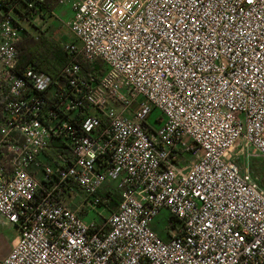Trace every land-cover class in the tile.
Instances as JSON below:
<instances>
[{"label":"built area","instance_id":"obj_1","mask_svg":"<svg viewBox=\"0 0 264 264\" xmlns=\"http://www.w3.org/2000/svg\"><path fill=\"white\" fill-rule=\"evenodd\" d=\"M1 2L0 216L17 238L0 264H264L248 172L264 159V0H73L55 77L16 69L25 29Z\"/></svg>","mask_w":264,"mask_h":264},{"label":"trees","instance_id":"obj_2","mask_svg":"<svg viewBox=\"0 0 264 264\" xmlns=\"http://www.w3.org/2000/svg\"><path fill=\"white\" fill-rule=\"evenodd\" d=\"M56 2L57 0H11V4H14L12 7L13 13L19 19H25L26 21H29L35 15L49 14ZM1 3L0 0V8L3 7ZM17 47L19 58L16 69L18 71L30 65L50 77H55L67 61L61 43L52 38L47 31H39L36 35H32L24 30ZM84 69L99 75L104 71L100 61L84 65ZM57 153H63L61 146L58 142H52L46 154L52 156ZM117 202V193L112 194L110 203L107 206L108 211H112Z\"/></svg>","mask_w":264,"mask_h":264},{"label":"rangeland","instance_id":"obj_3","mask_svg":"<svg viewBox=\"0 0 264 264\" xmlns=\"http://www.w3.org/2000/svg\"><path fill=\"white\" fill-rule=\"evenodd\" d=\"M40 14V13H39ZM10 17L14 21H18L21 27H23L26 32L32 35H36L39 31H47L49 35L54 38L55 40L59 41L60 43L66 40H75L74 35L67 29L65 26L55 25V19L48 13H45L42 16L35 15L28 21H21L17 18L14 13L10 14ZM55 22V23H54ZM55 25V26H54ZM161 116L160 111L153 109L150 115L147 118V123L149 125L154 126L157 128L160 124L156 123V119ZM185 157L188 159L190 158L189 154H186ZM239 159H243L239 157ZM244 160V159H243ZM248 172L253 176L254 179L257 180L260 187L264 190V159L260 157H252L248 162ZM37 179H40V174L37 175ZM112 187L116 188V182L111 183ZM113 194H116L113 191ZM78 201V199H77ZM103 208L97 207L96 211L91 210L84 216L85 221H99L100 217L97 215V211H102ZM107 213L106 211L104 212ZM170 219V214L167 210H162L152 221L151 229L161 238L168 239L170 236L169 228L177 227L178 223L173 219L170 224H168ZM8 233L5 231L4 228L0 227V253H3L5 248L7 247L9 240H8Z\"/></svg>","mask_w":264,"mask_h":264},{"label":"crops","instance_id":"obj_4","mask_svg":"<svg viewBox=\"0 0 264 264\" xmlns=\"http://www.w3.org/2000/svg\"><path fill=\"white\" fill-rule=\"evenodd\" d=\"M60 0H57L55 5L53 6L52 10L49 12V14L55 19V25L59 27V25L64 26L65 22L70 19L71 17V2L73 0H68L67 2H59ZM54 25V26H55ZM0 227L4 228L5 231L8 233V240L9 243L7 247L5 248L3 253H0V259L4 258L8 252L10 251L12 247V243L17 238V230L13 225L8 224L2 217L0 216Z\"/></svg>","mask_w":264,"mask_h":264}]
</instances>
